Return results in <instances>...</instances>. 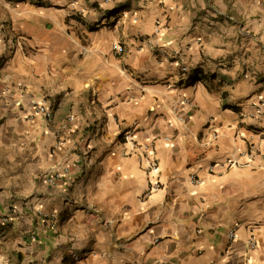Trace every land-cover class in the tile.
Segmentation results:
<instances>
[{
	"label": "crops",
	"instance_id": "1",
	"mask_svg": "<svg viewBox=\"0 0 264 264\" xmlns=\"http://www.w3.org/2000/svg\"><path fill=\"white\" fill-rule=\"evenodd\" d=\"M0 264H264V0H0Z\"/></svg>",
	"mask_w": 264,
	"mask_h": 264
},
{
	"label": "built area",
	"instance_id": "2",
	"mask_svg": "<svg viewBox=\"0 0 264 264\" xmlns=\"http://www.w3.org/2000/svg\"><path fill=\"white\" fill-rule=\"evenodd\" d=\"M160 28H163L160 26L159 23L156 24L154 32H153V37H150L147 39V42L150 44L148 47L149 48H155L156 44L152 43V39L154 40L155 37L159 34ZM142 47V46H140ZM110 50L115 54V55H123L125 52V45L119 41H113L111 43ZM159 53V52H158ZM163 57H168V56H174L179 58L180 60L184 59V54H182L181 50H174L172 51V54L169 53H159ZM180 71L182 76L186 75L189 73V67L186 63H183L180 65ZM183 104L189 105V101L187 99H183L181 101ZM95 105V101L92 103ZM33 111L35 113H38L44 117L45 120L51 121L52 119V110L48 107L46 99H43L41 102L38 103H33ZM75 120V117L73 115H68L65 119V121L62 124V129L63 131L67 130L68 125ZM124 145H129V150L125 149L123 152L124 155L129 156L132 154H137L140 161L145 162V170L148 171V173L151 172H156L158 170V161L157 158L155 157V148L154 144L152 141H143V140H138L136 139L132 134L129 132H125L124 134ZM219 136L218 131L215 128H211L209 130L208 135H206V138L204 139V144L206 146H211L213 143L216 142L217 138ZM248 156L251 155L247 154ZM69 172L68 167H64L63 173L61 172H55L53 173L49 178V182H54L56 179L61 178L65 173ZM193 183H199L200 180L198 178H193L192 179ZM158 183L154 182L151 183V190L157 189ZM235 237L234 231H229V238L233 239ZM249 245L251 248L255 247V242L253 239L249 240Z\"/></svg>",
	"mask_w": 264,
	"mask_h": 264
}]
</instances>
